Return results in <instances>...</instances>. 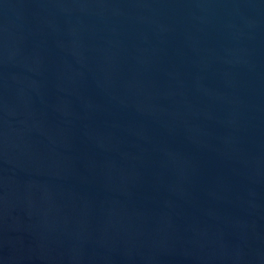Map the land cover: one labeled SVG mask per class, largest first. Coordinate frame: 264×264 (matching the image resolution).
Wrapping results in <instances>:
<instances>
[{
	"label": "water",
	"instance_id": "water-1",
	"mask_svg": "<svg viewBox=\"0 0 264 264\" xmlns=\"http://www.w3.org/2000/svg\"><path fill=\"white\" fill-rule=\"evenodd\" d=\"M0 264H264V0H0Z\"/></svg>",
	"mask_w": 264,
	"mask_h": 264
}]
</instances>
